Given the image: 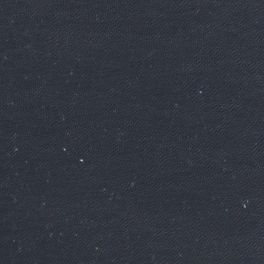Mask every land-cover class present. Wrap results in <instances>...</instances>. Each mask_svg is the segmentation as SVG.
<instances>
[{
    "label": "water",
    "instance_id": "1",
    "mask_svg": "<svg viewBox=\"0 0 264 264\" xmlns=\"http://www.w3.org/2000/svg\"><path fill=\"white\" fill-rule=\"evenodd\" d=\"M0 264H264V0H0Z\"/></svg>",
    "mask_w": 264,
    "mask_h": 264
}]
</instances>
